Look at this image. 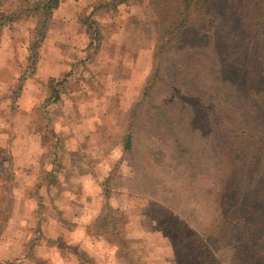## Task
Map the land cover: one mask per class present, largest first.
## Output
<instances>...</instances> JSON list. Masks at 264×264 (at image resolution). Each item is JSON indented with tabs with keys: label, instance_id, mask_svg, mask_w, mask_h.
<instances>
[{
	"label": "rangeland",
	"instance_id": "374dc122",
	"mask_svg": "<svg viewBox=\"0 0 264 264\" xmlns=\"http://www.w3.org/2000/svg\"><path fill=\"white\" fill-rule=\"evenodd\" d=\"M75 1L31 79L35 20L0 26V264H264V0Z\"/></svg>",
	"mask_w": 264,
	"mask_h": 264
},
{
	"label": "trees",
	"instance_id": "16d2710c",
	"mask_svg": "<svg viewBox=\"0 0 264 264\" xmlns=\"http://www.w3.org/2000/svg\"><path fill=\"white\" fill-rule=\"evenodd\" d=\"M61 0H21L17 8L9 11L0 10V26H12L15 23L33 18L35 20V28L33 30V36L28 39L29 44V61L35 64L40 58L41 48L43 46L44 40L48 35L50 29L54 12L59 7ZM125 0H121L120 3H125ZM192 0H179L180 4V14L179 17L182 19L175 22V29H180L184 24V18L188 16V13L192 9ZM3 3L0 0V7L2 8ZM90 27H97L99 25L95 21L90 22ZM218 50H216V54ZM35 66V65H34ZM134 148L133 133H129L125 137L124 152L130 153ZM262 153L264 157V145L262 146ZM261 158V161L264 158ZM264 168L262 167L260 173H263ZM226 228L221 229V235L226 234ZM219 242L213 238V240H208V242L198 241L193 245V257H190V261L194 264H221V261L217 257V252L220 248L217 247ZM175 247V244H173ZM220 246V245H219ZM176 253L178 255L179 264H183L180 260L181 252L178 247H175Z\"/></svg>",
	"mask_w": 264,
	"mask_h": 264
},
{
	"label": "crops",
	"instance_id": "0c3cea01",
	"mask_svg": "<svg viewBox=\"0 0 264 264\" xmlns=\"http://www.w3.org/2000/svg\"><path fill=\"white\" fill-rule=\"evenodd\" d=\"M81 1L82 0H78V2L77 3H81ZM73 2H76L75 0H73ZM70 5H73L72 4V2H70ZM68 7H70L69 5H68ZM54 15H55V12H54ZM65 15H68L69 16V14H64V16ZM49 31L51 32V30L49 29ZM49 31H48V34H49ZM44 44V43H43ZM47 62H44V64H43V62H37V64H38V66H37V69L34 71V74L33 75H30V77L29 76H26V78H29V79H31L36 73H37V70H38V67H39V64H40V67L42 66V65H44L45 66V64H46ZM55 62H53V63H48L49 64V67L48 68H43V70L41 71V73L42 74H44V79H46L47 77H60V75H64V74H66L67 72H68V70L70 69V68H67L66 70H57L56 68H58L57 66H58V64H60V66H65L67 63L66 62H63V64H61V62H56L55 64H54ZM69 64V66H71V64H70V62L68 63ZM55 70H57V71H55ZM25 93V92H24ZM27 93H29V92H27ZM29 95H30V93H29ZM27 118L29 119V116H30V113H28L27 115ZM34 162V160H31L30 161V163L32 164ZM31 167H32V165H31ZM21 170H23V169H21ZM60 176L62 177L63 175L62 174H60ZM38 178H39V176H38ZM40 191L42 192V194H45L46 193V191H48V193L50 192V193H57V191H58V189L57 188H53V186L52 185H48V184H46L45 183V185L44 186H42V189H40ZM69 194L70 192H63V194ZM55 239V238H54ZM66 254H68V255H70L69 253H66ZM63 255H64V253H63Z\"/></svg>",
	"mask_w": 264,
	"mask_h": 264
}]
</instances>
